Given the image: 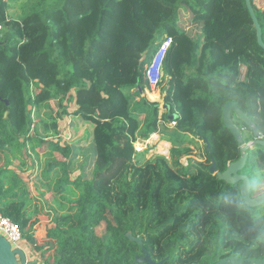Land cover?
Segmentation results:
<instances>
[{
	"label": "trees",
	"instance_id": "1",
	"mask_svg": "<svg viewBox=\"0 0 264 264\" xmlns=\"http://www.w3.org/2000/svg\"><path fill=\"white\" fill-rule=\"evenodd\" d=\"M12 2L0 0V215L18 226L41 262L138 264L135 257L144 254L128 232L164 264L263 258L264 205L247 207L239 183L226 184L209 171L214 162L223 172L241 155L223 124L227 102L248 115L264 140V51L245 0H20L17 16L8 13ZM250 3L264 43V0ZM181 8L199 36L178 25ZM165 39L171 45L162 62L165 112L158 118V104L135 105L125 90L143 95L149 88L145 72ZM69 101L76 105L73 129L84 134L62 147L53 139ZM144 111L151 116L141 133L137 115ZM160 120L176 124L165 140L169 159L144 161V152L134 149L137 135L156 134ZM231 120L244 145L254 141L233 114ZM185 136L204 143L205 162L180 164L191 156ZM90 146L91 177L79 167L70 180L78 151ZM14 161L18 170L40 171L47 184L41 186L66 209L52 218L42 244L34 231L41 210L30 205L11 170ZM240 173L249 178L252 197L264 194L258 191L264 147L247 150Z\"/></svg>",
	"mask_w": 264,
	"mask_h": 264
},
{
	"label": "rangeland",
	"instance_id": "2",
	"mask_svg": "<svg viewBox=\"0 0 264 264\" xmlns=\"http://www.w3.org/2000/svg\"><path fill=\"white\" fill-rule=\"evenodd\" d=\"M20 0H13L12 3H10V9L8 13L12 16H17L19 13V3ZM256 4L258 6L261 5V0H256ZM191 14L186 9H180L179 10V26L181 29H183L185 32H187L191 37H197L200 35V28L196 25H193L190 20ZM163 42V41H162ZM157 53V52H156ZM155 53V54H156ZM155 56V55H154ZM153 56V57H154ZM151 64V62H150ZM149 64V66H150ZM148 66V67H149ZM245 74V69L241 68V75L243 76ZM166 86V79L162 75L161 82L159 85L151 90L150 88L146 89L143 95H140L136 89L125 90V95H130L129 98L132 99V102L136 105L137 103H142V100L145 99L149 103H156L158 104V118L161 117L162 114L165 112V108L163 107V90ZM70 96H74V93L72 92ZM74 98V97H73ZM133 105V106H135ZM67 112L65 116L62 115V119L58 120V131H59V137L58 139H53V142L60 143V146L64 145H73L76 141H78L81 137H83L82 128H77V130L73 129V119L71 116V113H73L76 110V105L73 101H69L66 104ZM138 116L140 127L138 128L139 131L144 132V129L146 128L145 123L150 118L151 114L147 111H144L140 113ZM175 132V126L171 124V122L167 123L162 120H160V123H158L157 126V133L152 134L147 139H143L140 137V135H137L136 143L134 146L137 147V149L142 150L138 153L144 152V161L146 160H152L156 157H163L167 160L169 159V151L171 149V145L165 140L169 138L173 133ZM75 135V136H74ZM183 146L188 147L191 150V156H183L180 159V164L182 166H188L189 162L195 161V162H205L206 155L204 152V143L202 141H197L196 139H193L191 136H185ZM164 140V141H163ZM167 141V140H166ZM163 143V144H162ZM164 146L162 151L160 150V147ZM82 147V145H81ZM43 148V147H42ZM40 148L38 150L39 154L43 153V149ZM90 150H93L90 146L86 149L79 150L78 151V157L75 158L74 162H72V170L70 173V180L76 179L80 172H84L86 175V178L91 177V171H92V160H93V152L91 153ZM166 150L167 152L164 154L163 151ZM55 157L59 159L60 161L64 160V158L58 154L55 153ZM25 164L29 165L31 159H29L28 155L25 156ZM17 163V162H16ZM12 166H15L12 165ZM16 166H19V163L16 164ZM81 168V171L79 169ZM13 167L12 169H14ZM11 169V170H12ZM176 170V168H172ZM16 172H24L21 170L14 169ZM13 171V170H12ZM14 172V171H13ZM22 181V183L26 186L27 192H28V198H30L31 206L36 207L37 209L41 210V213H39L36 217H34L35 220H37L35 224V237L37 239V242L39 244L44 243L45 240V233L46 230L48 231L50 228L54 226V221L52 218L58 213L62 214L65 213L66 209H60L56 205V200L54 199V194H52L51 190L47 189L46 187H42L41 184H46L44 182L43 177L39 173L37 174L36 169H33V171L27 170V175L24 174V177H19ZM264 191V181L262 182L261 186L259 187L258 191ZM65 203L64 201L62 204ZM264 205V204H263ZM67 206V205H66ZM98 234H102V227L97 229ZM22 246L24 247V252L26 256H28V260L32 261L33 259H37L38 261H41L40 252H35L30 248L27 243L22 242Z\"/></svg>",
	"mask_w": 264,
	"mask_h": 264
},
{
	"label": "water",
	"instance_id": "3",
	"mask_svg": "<svg viewBox=\"0 0 264 264\" xmlns=\"http://www.w3.org/2000/svg\"><path fill=\"white\" fill-rule=\"evenodd\" d=\"M245 4L249 15L251 17L252 23L256 31V39L258 46L264 51V43L262 41L261 29L252 9L250 0H245ZM6 104H8L6 102ZM231 114L235 116L236 119L241 121L253 134L254 141L248 144H243L242 136L240 130L234 125L231 120ZM223 124L231 132L234 139L236 140L238 146H240V157L235 162L227 165L223 172H218L216 170L214 162L211 163L210 173L215 175L219 181H223L229 185L240 184V195L244 201V204L250 208L260 207L264 204V194L252 197L250 180L246 175L240 172L245 168L247 163V150L255 147L256 145L264 147V140L254 124V122L248 117L246 113L240 110L237 105L233 102H227L223 106ZM209 146L207 145V151ZM126 238L130 242H134L141 247L142 253L144 254L142 258L135 257V263L138 264H164V260L155 262L151 259L150 255L142 247V239L133 237L130 232L126 234ZM0 264H43L37 259L32 261L28 260L25 252L19 248L12 249L10 244L0 236ZM215 264H264V257L260 259H241L238 257H227Z\"/></svg>",
	"mask_w": 264,
	"mask_h": 264
},
{
	"label": "built area",
	"instance_id": "4",
	"mask_svg": "<svg viewBox=\"0 0 264 264\" xmlns=\"http://www.w3.org/2000/svg\"><path fill=\"white\" fill-rule=\"evenodd\" d=\"M170 45L171 39H165L161 43L157 53L151 61L150 66L145 72V79L151 90L155 89L161 82L162 62ZM171 124L173 126L176 125L175 122H171ZM134 149L136 152L142 151L137 149L136 146H134ZM0 236H2L10 244L12 249L19 248L24 251V247L22 246V237L18 226L2 215H0Z\"/></svg>",
	"mask_w": 264,
	"mask_h": 264
},
{
	"label": "crops",
	"instance_id": "5",
	"mask_svg": "<svg viewBox=\"0 0 264 264\" xmlns=\"http://www.w3.org/2000/svg\"><path fill=\"white\" fill-rule=\"evenodd\" d=\"M162 144H163V143H162ZM166 152H167V151H165V150L163 151L164 154H165ZM165 155H166V154H165ZM14 164H15V166H12L11 169H12L13 167H15L14 169H17V171H18V168H17V166H16L17 163H16L15 161H14ZM14 164H13V165H14ZM14 169H12V170L15 172ZM24 170H25V169H24ZM27 170H28V171H31V172L33 171L32 168L29 169V167H28L24 172H16V174H17L19 177H24V174L27 175ZM39 262H41V261L39 260Z\"/></svg>",
	"mask_w": 264,
	"mask_h": 264
},
{
	"label": "clouds",
	"instance_id": "6",
	"mask_svg": "<svg viewBox=\"0 0 264 264\" xmlns=\"http://www.w3.org/2000/svg\"><path fill=\"white\" fill-rule=\"evenodd\" d=\"M27 258H28V256H27Z\"/></svg>",
	"mask_w": 264,
	"mask_h": 264
},
{
	"label": "flooded vegetation",
	"instance_id": "7",
	"mask_svg": "<svg viewBox=\"0 0 264 264\" xmlns=\"http://www.w3.org/2000/svg\"><path fill=\"white\" fill-rule=\"evenodd\" d=\"M42 263V262H41Z\"/></svg>",
	"mask_w": 264,
	"mask_h": 264
}]
</instances>
